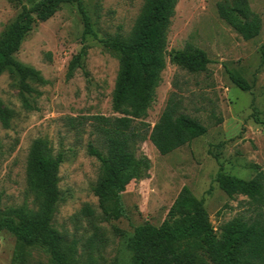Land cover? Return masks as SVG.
<instances>
[{"label": "rangeland", "instance_id": "1", "mask_svg": "<svg viewBox=\"0 0 264 264\" xmlns=\"http://www.w3.org/2000/svg\"><path fill=\"white\" fill-rule=\"evenodd\" d=\"M36 1L21 0L29 8ZM223 1H178L167 32V51L198 48L210 64L205 72L191 74L166 60L147 117L137 122L141 129L139 122L153 126L174 93L181 112L198 120L206 133L165 156L148 140L139 142L136 157H146L151 165L147 177L135 181L125 175L107 199L92 192L99 163L88 155L87 146L103 150L92 117L119 116L111 107L118 58L97 40L83 37L76 5H62L52 18L35 23L14 57L38 71L43 82L30 81L32 92L21 94L16 78L7 73L0 76V102L10 113L7 127L0 121V216L37 211L25 169L31 143L42 139L52 155L64 156L58 170L61 201L52 226L62 236L74 264H129L126 243L134 227L171 221L174 200L183 186L204 201L218 236L232 218L249 217L248 200L243 196L228 198L214 179L219 165L225 173L244 180L254 176V167L264 170V126L252 118L253 100L264 122V63L259 52L264 43V0H248L262 25L260 35L249 41L220 19L217 4ZM81 2L98 38L116 34L127 38L144 5V0ZM19 10L18 4L0 0V36ZM82 48L86 52L80 61L82 68H76L68 78L69 64ZM226 69L239 73L250 91L233 86ZM119 207L124 216L106 219ZM0 264L51 261L44 250L24 246L2 232Z\"/></svg>", "mask_w": 264, "mask_h": 264}, {"label": "trees", "instance_id": "2", "mask_svg": "<svg viewBox=\"0 0 264 264\" xmlns=\"http://www.w3.org/2000/svg\"><path fill=\"white\" fill-rule=\"evenodd\" d=\"M15 19L0 36V76L7 73L18 80L21 94L31 93L30 81L43 82L40 73L17 61L14 55L37 22L52 18L62 5H76L83 23V37L90 36L114 54L119 61L118 73L111 97V107L118 117L94 116L93 127L102 149L88 144V155L99 163V177L92 188L94 196L107 199L128 174L130 180L147 177L151 168L146 157H136L137 144L148 140L162 156L203 136L206 128L196 119L181 112V104L171 94L156 123H141L147 117L155 99L160 73L168 62L191 74L205 72L210 59L204 51L186 46L167 51V32L179 0H144L142 11L131 34L98 38L81 0H37L29 8L21 0ZM220 19L243 40L260 35L261 20L249 6L248 0H225L217 4ZM264 63V43L259 47ZM85 49L70 62L67 77L82 68ZM233 86L249 92L248 82L237 72L226 69ZM10 113L0 102V121L8 126ZM252 118L263 125L252 100ZM143 129L137 127V122ZM64 161L62 153L52 155L47 143L34 140L29 149L25 176L34 193L36 212L2 213L0 233L7 232L20 244L44 250L51 264H74L66 252L63 238L52 226L56 205L61 201L58 170ZM248 180L227 174L219 165L214 182L228 197H245L250 206L249 217L236 216L225 223L218 236L209 220L204 201L197 199L183 186L172 206L171 221L161 226L141 224L133 229L126 249L129 264H264V170L254 167ZM124 211H112L107 218L118 219ZM14 217H17L15 219Z\"/></svg>", "mask_w": 264, "mask_h": 264}]
</instances>
